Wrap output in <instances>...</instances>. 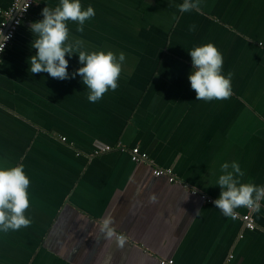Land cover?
Returning <instances> with one entry per match:
<instances>
[{
  "label": "crops",
  "instance_id": "1",
  "mask_svg": "<svg viewBox=\"0 0 264 264\" xmlns=\"http://www.w3.org/2000/svg\"><path fill=\"white\" fill-rule=\"evenodd\" d=\"M183 2L81 0L96 15L83 32L69 21V42L126 57L119 87L90 103L79 75L30 73V25L60 3L37 0L0 63V167L25 165L32 221L0 231V264H264V201L254 231L213 203L224 163H239L242 183L264 186V0H200L198 11L181 12ZM208 43L232 73L223 101L196 100L189 81L188 51ZM66 59L70 76L82 67L78 54ZM96 143L115 149L93 156ZM119 145L139 147L153 165ZM153 166L179 181L156 177ZM109 216L128 237L124 248L99 231Z\"/></svg>",
  "mask_w": 264,
  "mask_h": 264
},
{
  "label": "clouds",
  "instance_id": "2",
  "mask_svg": "<svg viewBox=\"0 0 264 264\" xmlns=\"http://www.w3.org/2000/svg\"><path fill=\"white\" fill-rule=\"evenodd\" d=\"M200 0H184L178 6L181 12L199 10ZM41 15L43 19L30 25L34 34L31 47L36 49L35 55L29 57L30 73H48L52 78L65 80L82 77V82L89 90L87 97L90 103L102 100L109 91L119 87L122 65L126 60L125 54L119 56L112 51L88 53L80 50L79 44L70 43L68 22L78 24L77 31H84L87 20L94 18L96 13L92 6L85 10L81 0H60L54 9L46 6ZM195 30V25L191 26ZM4 48L0 50L3 52ZM192 60V72L189 75L191 88L196 93V100L211 102L226 100L233 94L232 73L223 74L224 58L221 51L213 43L195 47L188 51ZM79 55L82 67L69 75V60L66 56ZM231 168V170H229ZM222 175L217 185L222 189L219 198L213 201L215 207L226 217L236 218V209L246 207L255 211L261 208L264 201V186L254 183H242L240 177L244 172L237 162L221 166ZM30 177L23 163L12 167H0V231H18L31 225V219L26 216L30 208L29 188ZM197 191L193 188V193ZM156 201V196L151 198ZM199 210H197L198 214ZM111 216L102 220L100 233L106 239H114L119 248H124L128 237L118 233L112 226Z\"/></svg>",
  "mask_w": 264,
  "mask_h": 264
},
{
  "label": "built area",
  "instance_id": "3",
  "mask_svg": "<svg viewBox=\"0 0 264 264\" xmlns=\"http://www.w3.org/2000/svg\"><path fill=\"white\" fill-rule=\"evenodd\" d=\"M37 0H13L10 6L6 9L0 7V50L4 48L3 52H0V63L6 50L14 41L19 30L28 19L31 10L36 5ZM65 141V138L62 139ZM115 148L103 143H96L93 151V156H99L108 152H111ZM117 149L129 152L131 160L134 163H146L153 165L149 156L143 153L139 147L126 148L119 145ZM154 167V166H153ZM153 174L156 177H166L169 182L177 183L179 180L173 174L172 170H163L158 167H154ZM253 210L247 208V213L236 216L235 219H239L243 222L244 227L250 231L256 229V223L252 215ZM161 264H174L173 260H162Z\"/></svg>",
  "mask_w": 264,
  "mask_h": 264
},
{
  "label": "rangeland",
  "instance_id": "4",
  "mask_svg": "<svg viewBox=\"0 0 264 264\" xmlns=\"http://www.w3.org/2000/svg\"><path fill=\"white\" fill-rule=\"evenodd\" d=\"M160 37L162 38V36L160 35ZM174 38V37H173ZM172 38V39H173ZM156 39V37H154L152 40H155ZM174 43H175V41H172L171 42V44L169 45V51L171 52V53H176V55H177V57H179V58H181L182 59V54H183V51L181 50V49H179V48H176L175 46H174ZM159 45V50H162L161 48H163L162 47V45H160V44H158ZM179 65H181L182 66V62H180L179 63Z\"/></svg>",
  "mask_w": 264,
  "mask_h": 264
},
{
  "label": "bare ground",
  "instance_id": "5",
  "mask_svg": "<svg viewBox=\"0 0 264 264\" xmlns=\"http://www.w3.org/2000/svg\"><path fill=\"white\" fill-rule=\"evenodd\" d=\"M70 141V140H69ZM206 200V199H205ZM89 236V235H88ZM88 238V237H87Z\"/></svg>",
  "mask_w": 264,
  "mask_h": 264
}]
</instances>
